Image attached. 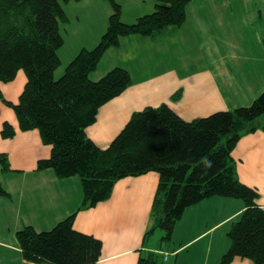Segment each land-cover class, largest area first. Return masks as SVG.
<instances>
[{"label": "trees", "instance_id": "16d2710c", "mask_svg": "<svg viewBox=\"0 0 264 264\" xmlns=\"http://www.w3.org/2000/svg\"><path fill=\"white\" fill-rule=\"evenodd\" d=\"M58 1L0 0V83L11 82L18 71L26 78L16 103L7 101L1 91L0 102L13 111L18 130H37L41 142L51 147L49 157L38 160L36 169H50L58 179L76 176L82 191L76 210L49 230L25 225L15 231L21 258L31 264H96L101 241L73 229L76 212L109 199L118 180L154 172L158 183L145 235L152 236L159 229L164 232L163 244H171L174 225L185 209L214 196L234 199L243 207L226 223L228 247L212 264H230L235 258L264 264V208L256 202V189L239 180L231 155L241 137L257 130L264 133V89L247 106L190 121L164 103L147 106L133 112L108 147L101 149L85 129L95 122L103 104L131 85V79L120 66L96 80L91 73L121 38H159L166 28L181 26L192 0H154L153 12L129 24L121 20L116 0H104L111 12L97 44L79 49L64 68L57 53L63 44L59 25L68 18ZM61 67L62 74L55 77ZM180 93L171 100H177ZM15 134L9 123L2 124V139ZM9 170L2 153L0 171ZM0 197L9 199L1 184ZM137 264L180 263L171 259L168 250H146Z\"/></svg>", "mask_w": 264, "mask_h": 264}, {"label": "crops", "instance_id": "0c3cea01", "mask_svg": "<svg viewBox=\"0 0 264 264\" xmlns=\"http://www.w3.org/2000/svg\"><path fill=\"white\" fill-rule=\"evenodd\" d=\"M117 1L122 4L123 22L146 14L145 0H130L133 6L127 4L126 15L124 6L128 0ZM76 3L83 5L84 16L93 17V34L78 38L69 55L62 53L61 65L79 49L96 45L111 12L104 0ZM80 16L71 17L78 23ZM186 16L181 26L166 28L159 38L129 35L105 52L96 69L98 74L120 66L129 72L131 85L103 104L95 122L85 129L97 147H108L131 114L147 106L164 103L181 119L190 121L247 106L262 92L264 0H192ZM172 45L176 55L171 52ZM187 45L195 46V55L197 49H211L214 63L186 70L189 60L183 62L181 57L186 58ZM25 82L23 72L18 71L11 82L0 83L3 97L16 103ZM178 90L179 98L171 100ZM3 123L14 127L16 134L11 139L0 136V154L6 155L10 168L8 172L0 171V184L9 193V199L0 197V264H31L20 256L15 231L25 225L36 231L49 230L76 210L82 191L76 176L58 179L50 169H36L38 160L49 157L51 147L41 142L37 130H18L13 111L0 102V131ZM231 155L239 180L256 189V202L264 208V133L257 130L241 137ZM157 183L154 172L120 179L109 199L76 212L73 229L101 241V256L96 264H137L146 250H168L171 259L180 264H212L226 250L216 231L222 226L225 229L226 223L242 209L240 201L232 209L225 208L223 202L215 206L208 199L188 207L174 225L171 244L164 245L154 234L145 235L151 226L149 213ZM230 264L251 262L235 258Z\"/></svg>", "mask_w": 264, "mask_h": 264}, {"label": "rangeland", "instance_id": "374dc122", "mask_svg": "<svg viewBox=\"0 0 264 264\" xmlns=\"http://www.w3.org/2000/svg\"><path fill=\"white\" fill-rule=\"evenodd\" d=\"M58 3L62 7V9L64 10V13L66 14V16L68 18L67 21L61 22L60 25H59L60 35L63 37V44L58 49L57 53H59L58 55H59L60 58L61 57L63 58L62 53L69 55L70 53L73 52V50L75 48V45L79 41L78 38L83 37L84 35L92 36L93 31L90 29V26H92L94 22H93V17L92 16H84L83 15L84 7H83L82 4L76 3L75 1L64 2L62 0H59ZM128 3H130V0H128L125 3L124 15L127 14L126 11H127V8H128V6H127ZM154 3H155V1H153V0H145L144 11L146 9V11H145L146 14L153 12ZM118 4L120 6H122V4L120 2H118ZM130 6H133V3H130ZM144 11H143V13H144ZM76 14H79V15L82 16V17L80 16L78 23L75 21L74 18L71 17L72 15L74 16ZM189 16L191 17V20H192V22L194 24V19L192 17L193 14H190ZM86 18H88V20H86ZM126 20L128 22H124V23H127V24L134 22V20H132V19H127L126 18ZM185 39L187 40V42H194L191 38H185ZM167 41L169 42V40H167ZM185 51H186V58L183 59L181 57V59L183 60V62L186 61V60H189L187 66H186V70H192L193 71L194 69L198 68L199 66H200V68H198V69L206 68L205 66H207L208 64L214 63V62H212L213 61V57H212V54H211V49H197L196 50L197 55H195V52H194L195 51V46L187 45V49ZM171 52H173L176 55L175 46L174 45H172ZM145 64H143V67H144ZM62 65L64 66V64H62ZM183 65H184V63L182 64V66ZM62 67L58 68L59 70H57L55 72V77L58 76L59 74H62L61 73V72H63L62 71L63 70ZM102 74H104V71H102L101 75H99L98 72L95 70L94 72L91 73L90 77L92 79L96 80V79L100 78L102 76ZM223 91H224V89H223ZM224 92H225V95H227V92L226 91H224ZM208 200L210 201L211 204H213L215 206H218V203H222L223 202V205L225 206V208H228V209H232L234 206L237 208L239 206L238 200L236 201L234 199H228V198L214 196V197L209 198ZM221 206H222V204H221ZM48 227H50V226H48ZM160 232H161V230L156 229L153 237H156V238L160 237V235H161ZM162 235H164V232H162ZM216 235L219 237V242L225 248H227V245H228L229 242H228V239L225 237L224 226L219 227L217 229Z\"/></svg>", "mask_w": 264, "mask_h": 264}]
</instances>
